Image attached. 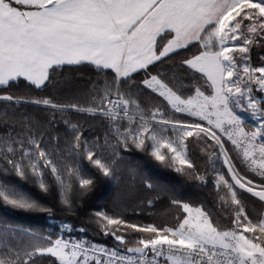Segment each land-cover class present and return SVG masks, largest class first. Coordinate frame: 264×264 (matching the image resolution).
Returning <instances> with one entry per match:
<instances>
[{"label": "snow or ice", "instance_id": "1", "mask_svg": "<svg viewBox=\"0 0 264 264\" xmlns=\"http://www.w3.org/2000/svg\"><path fill=\"white\" fill-rule=\"evenodd\" d=\"M0 103V206L51 214L18 178L71 210L95 186L87 161L139 216L159 196L133 148L217 204L173 198L169 225L94 211L111 245L0 218V264H264V0H0Z\"/></svg>", "mask_w": 264, "mask_h": 264}, {"label": "trees", "instance_id": "2", "mask_svg": "<svg viewBox=\"0 0 264 264\" xmlns=\"http://www.w3.org/2000/svg\"><path fill=\"white\" fill-rule=\"evenodd\" d=\"M194 51L195 48H192L190 51H184L181 53V56H190ZM256 51L259 50L257 49ZM71 75L76 85L80 88L86 87L89 80L97 79L95 74L88 70ZM20 91L23 92L26 90L21 86ZM2 108L3 104L0 103V110ZM239 115L247 124H254L249 112L241 111ZM126 162L133 166L138 165L140 171L157 185L153 195H158L159 199L151 209H137L141 212L139 216L132 214L133 208L136 207V203L138 202H131L127 198L122 197L121 192L124 186L121 185L118 187L115 182L107 180L85 161L84 167L88 174L95 178V186L91 191L83 195L77 193L74 197V207L71 210L60 205L55 191L44 193L32 182L14 178L15 182L23 190L27 191L40 204L51 208L52 212L49 214L47 212L25 211L0 206V218L10 220L20 226L40 230L44 233L50 232L53 236L58 234L61 224L69 223L73 228L71 233L72 237H85L111 245V241L106 240L99 234L96 225L91 223L90 218L93 216L94 211L126 212L128 213L126 219L132 222L143 224L156 223L160 225H169L175 221L178 210L170 203L173 198L184 203H189L192 207H200L203 205L207 209L216 211V197L214 195V189L211 186L204 187L192 177L177 172L174 167H166L161 162L156 161L151 156L135 148L126 154ZM197 164L199 165L201 173H203L206 166L205 160L197 159ZM184 167L186 168L187 166L185 165ZM140 195L144 196L149 194L141 189ZM249 210L254 215L260 211L257 204L251 202L249 203ZM223 215V213H218L217 218H222ZM80 228H86L87 231L81 233L78 231Z\"/></svg>", "mask_w": 264, "mask_h": 264}, {"label": "rangeland", "instance_id": "3", "mask_svg": "<svg viewBox=\"0 0 264 264\" xmlns=\"http://www.w3.org/2000/svg\"><path fill=\"white\" fill-rule=\"evenodd\" d=\"M195 208H197V207H193V209H195ZM83 238H85V237H83ZM77 239H82V238H77ZM85 239H88V238H85ZM88 240H90V239H88ZM91 241L98 242V241H95V240H91Z\"/></svg>", "mask_w": 264, "mask_h": 264}]
</instances>
